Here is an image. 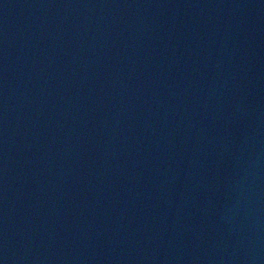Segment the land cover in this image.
<instances>
[{"label": "water", "instance_id": "obj_1", "mask_svg": "<svg viewBox=\"0 0 264 264\" xmlns=\"http://www.w3.org/2000/svg\"><path fill=\"white\" fill-rule=\"evenodd\" d=\"M0 264H264V0H0Z\"/></svg>", "mask_w": 264, "mask_h": 264}]
</instances>
